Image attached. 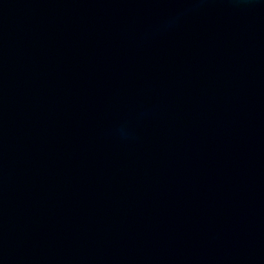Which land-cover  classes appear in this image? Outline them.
Instances as JSON below:
<instances>
[{
  "label": "water",
  "instance_id": "water-1",
  "mask_svg": "<svg viewBox=\"0 0 264 264\" xmlns=\"http://www.w3.org/2000/svg\"><path fill=\"white\" fill-rule=\"evenodd\" d=\"M0 264H264V0H0Z\"/></svg>",
  "mask_w": 264,
  "mask_h": 264
}]
</instances>
